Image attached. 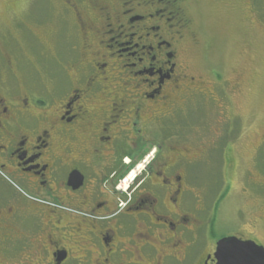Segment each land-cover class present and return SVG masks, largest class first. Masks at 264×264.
Instances as JSON below:
<instances>
[{
  "label": "flooded vegetation",
  "instance_id": "1",
  "mask_svg": "<svg viewBox=\"0 0 264 264\" xmlns=\"http://www.w3.org/2000/svg\"><path fill=\"white\" fill-rule=\"evenodd\" d=\"M184 5L0 0L10 49L0 45V264H217L223 239L263 246L247 221L218 230L220 189L247 173L236 148L246 127L231 114L237 83L214 74L209 90L195 89ZM46 10L67 30L48 56L49 86L24 80L17 48L23 35L24 50H39L30 25ZM263 160L261 181L242 188L260 210L258 233Z\"/></svg>",
  "mask_w": 264,
  "mask_h": 264
},
{
  "label": "rangeland",
  "instance_id": "2",
  "mask_svg": "<svg viewBox=\"0 0 264 264\" xmlns=\"http://www.w3.org/2000/svg\"><path fill=\"white\" fill-rule=\"evenodd\" d=\"M184 6L192 21L189 33L195 35L194 42L189 41L184 52L189 75L195 78V89L209 90L214 86V74L225 75L230 81L237 83L231 114L236 115L238 128L246 127L243 141L236 148L238 155L240 153L248 165L246 170L250 174L243 175L242 172L239 177L235 175V187L231 192L225 187L220 189V195H227L220 210L218 230L221 235L234 233L238 231L241 222L247 221L243 230L246 229L249 236L253 235L264 246V223L259 225L262 237L257 231L259 222H256L260 210L256 199L249 197L246 200L245 196H248H244L242 192L247 183L250 185L249 179L258 183L261 181V173L257 169L261 167L262 156L264 158V151L263 155L260 151L257 152L264 139V0H185ZM40 7L41 4L35 10L41 16ZM48 13L47 10L44 12V24H37L38 27L30 25L34 35L40 38L41 44L36 43L39 50H24V36H18L20 46L17 48H20L23 61L21 76L29 84H38L39 80L44 79L49 86L50 79L46 69L52 61L48 56L56 49L59 36L67 32L64 20L56 18V14L53 16L55 18L48 19ZM0 18L6 24L8 14L3 12ZM68 21L73 23V19ZM5 28L1 24L0 29ZM63 42L64 40L59 41L61 48ZM0 45L3 53L10 52L8 47L9 51L6 50L4 41H0ZM41 52L44 59L40 57ZM237 164L241 166V159ZM209 179L208 185H212L213 178ZM254 188L255 183V191ZM246 204L250 209L244 208ZM247 213L252 219L251 223H248Z\"/></svg>",
  "mask_w": 264,
  "mask_h": 264
},
{
  "label": "water",
  "instance_id": "3",
  "mask_svg": "<svg viewBox=\"0 0 264 264\" xmlns=\"http://www.w3.org/2000/svg\"><path fill=\"white\" fill-rule=\"evenodd\" d=\"M216 258L217 264H264V247L227 238L218 243Z\"/></svg>",
  "mask_w": 264,
  "mask_h": 264
},
{
  "label": "trees",
  "instance_id": "4",
  "mask_svg": "<svg viewBox=\"0 0 264 264\" xmlns=\"http://www.w3.org/2000/svg\"><path fill=\"white\" fill-rule=\"evenodd\" d=\"M224 196V195H223ZM223 196H222V198H223Z\"/></svg>",
  "mask_w": 264,
  "mask_h": 264
}]
</instances>
